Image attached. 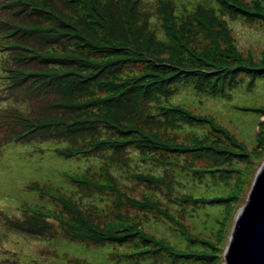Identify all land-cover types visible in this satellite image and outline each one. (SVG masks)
Here are the masks:
<instances>
[{"label":"rangeland","instance_id":"rangeland-1","mask_svg":"<svg viewBox=\"0 0 264 264\" xmlns=\"http://www.w3.org/2000/svg\"><path fill=\"white\" fill-rule=\"evenodd\" d=\"M8 1L0 0V5L8 4ZM157 1L131 0L132 7L129 8L128 17L137 33H151L154 40H157L155 43L168 44ZM171 1L173 13L177 16L175 22L190 27H195L188 20L190 12H197L200 10L198 8L205 7L214 9L228 26L237 50L236 61L244 62L233 83L227 87L228 90L225 88V91L217 89L216 93L199 92L189 83L172 81L169 91L159 98L164 103L181 106L203 120L208 116L213 119L218 125L217 131L208 122L194 119L178 120L173 128L164 130L167 132L166 136L174 139V142L185 144L190 150L203 148L206 152L183 153L178 160L177 156H170L167 161L153 160L154 158H145L147 154L144 149L131 144L123 148H109L103 152L99 150L98 154L79 158L73 155L75 158L64 159L55 154L54 149L59 146L66 149L89 144L94 136L104 132L95 127L88 128L87 131L63 132L62 136L38 132L29 137L21 136L15 142L16 134L23 132L25 128L17 125V121H22V117L37 116L40 119L42 113H49L48 103L51 100L68 98L75 91L61 89L59 93L46 92L45 97H39L28 93L24 85L5 88L8 79L1 65H5L3 62L8 60L10 54L0 51V264H210L207 260L192 258L171 259L166 253L129 256L116 252L133 248L136 240L125 243L108 239L104 243H94L77 238L67 228L68 222L74 217L75 202L91 224L100 229L108 220L128 217L140 223L142 229L152 237L160 240L164 238L176 249L188 252L191 246L187 243V234L180 237L172 229V226L182 224L189 233H195L205 240L210 239L213 243L219 241L220 250L216 254L218 258L213 264H224L223 252L229 245L237 213L245 205L257 173L264 163V68L259 67L260 59L264 60V15L253 13L255 10L264 12V0H261L262 4L257 3V0ZM109 2L114 3L109 9L111 20H114L120 13L118 7L121 0ZM53 6L57 9L66 7L64 0H53ZM32 8L33 5L29 2L13 19L30 25L40 23L38 16L28 13ZM235 8L239 12H234ZM11 12L8 8L0 9V17L11 18ZM66 13L70 19L78 16L76 10H66ZM119 18L121 17H117ZM2 22L4 21L0 20V36L4 28ZM189 36L198 42L202 40L196 32H191ZM33 38L35 40L25 38L24 42L38 51L58 53L63 46L71 48L70 44L55 36H50L47 43L43 37ZM253 65L257 67L253 69ZM46 66L45 62H34L36 68ZM125 66V69L134 71L147 70V65L141 63H126ZM250 75L254 79L247 85ZM155 106L156 104L151 105L152 111ZM138 110L142 111L141 108ZM122 122L135 123L141 129L147 128L154 133L160 131L159 128H165L163 119L147 118L142 113L128 115ZM259 132L262 140H259ZM215 148L221 154L214 155L212 150ZM225 151L232 152L233 155L228 157ZM100 166H105L112 172L120 189L117 193L86 190L76 184H68L58 174L63 168L103 180ZM214 167H217V171L212 170ZM204 169L212 171L204 172ZM143 171L164 176L166 185L156 183L155 180L150 182L144 178L135 179V175ZM31 183L47 185L46 189L50 188V183L56 185L55 188L59 187L55 190L58 197H40L31 190ZM186 195L226 197L227 200L202 205L186 199ZM64 196H72L75 201L62 204ZM144 196L160 200V209H142L137 202ZM25 204H37L45 209L41 217H38L41 227L37 232L25 229L33 214L21 210V206ZM49 211L50 217H46ZM140 242L144 243L142 240ZM204 251L208 252V249Z\"/></svg>","mask_w":264,"mask_h":264},{"label":"trees","instance_id":"trees-1","mask_svg":"<svg viewBox=\"0 0 264 264\" xmlns=\"http://www.w3.org/2000/svg\"><path fill=\"white\" fill-rule=\"evenodd\" d=\"M30 1L33 8L28 13L38 16L41 22L33 25L16 22L13 17L22 11L20 10L15 15H11V23L2 30V33L5 34L8 30L17 29L13 32L12 39L15 48L18 47V39L15 36L17 34H23L20 37L24 39L35 40L33 37H43L46 39V43L50 40V36H55L66 44H70L71 48L63 46L58 53L50 50L38 51L34 46L26 45L27 43L23 39L22 43L30 47V50H27L28 48L24 50V56L26 55L29 61L20 60L18 65L8 61L3 63L12 66L9 75L15 78L14 83L26 86L27 92L32 95L45 97L46 92L56 91L59 93L61 89L64 91L73 89L75 93L68 98H56L48 103L49 113L40 115V118H43V115L47 117L49 125L46 131L31 129L35 122L39 121L37 116L25 117L24 121H17V125L25 126L24 129H30L29 134L25 137L38 132L57 135H61L63 132L70 133L71 129H66L67 125L64 126L59 119L65 118L68 114V106H72V108H77L72 111L77 119L84 124L86 131L92 127L104 131L94 136L89 144L85 143L81 150L67 148L68 152L76 155L93 154V152H89V149L96 142L97 147L94 153L97 154L99 150L103 152L109 148H123L134 144L138 149H144V153L147 154L145 158L164 159L165 161L169 160L170 156H177L178 160L180 154L205 151L203 148H191L193 150H190L187 145L174 142V139L166 136L167 132L164 130L173 128L178 120L194 119L204 123L208 122L217 131L218 125L213 119L208 116L203 120L199 115H194L181 106L164 103L159 98L163 93L169 91L172 81L189 83L197 91L208 93H216L217 89L222 91L233 83L236 74L244 66V62L236 61L237 50L224 20L217 17L213 11L207 10L210 15H205L202 19L196 15L188 17L190 23H193L195 27L180 25L175 22L177 16L173 13L172 1L158 0L159 10L163 12V33L168 41V44H163L155 43L157 40H154L151 33L141 35L133 30L128 17L129 8L132 7L131 0L129 2L121 0L118 7L120 13L117 15L121 18L117 19L116 17L114 20H111L109 12L114 3L109 0H64L66 7L63 9L55 8L53 0ZM8 3L13 2L9 0ZM257 3L262 4L261 0H257ZM5 7H10V5L7 3L0 5V9ZM240 8L243 9V7ZM66 10H76L78 16L70 19L67 17ZM233 11L239 12L236 8ZM253 13L264 15V12L259 10H255ZM191 32H196L204 42H198L190 37ZM39 52H50L53 56H44ZM35 61L45 62L48 66L36 68L34 67ZM126 63H141L147 65V70L142 72L125 69ZM251 67L255 69L257 66ZM259 67L260 69L264 68L263 58L260 59ZM52 71H56L58 74L54 75ZM253 79L254 77L250 75L247 81L252 82ZM211 97L214 96L211 95ZM152 104H156L154 111L151 109ZM139 108L142 111H139ZM140 113L147 118L163 119L165 128H159L160 131L154 133L147 128L141 129V126L135 123L122 122L126 116L140 115ZM262 139L263 137L260 135L259 140ZM212 153L214 155L221 154L218 148L212 150ZM225 154L228 157L233 155L232 152L227 151ZM102 167L100 166L99 169ZM106 169L108 168L106 167ZM212 170L217 171V167ZM212 170L204 169L203 171L211 172ZM142 178L166 185L164 176L160 174L143 171L140 173V177L135 179ZM111 180L117 185L115 191H119L117 180L112 178ZM81 187L90 190L85 186V183ZM204 196L195 198L192 195H186L185 198L200 202L202 205L220 203L218 197ZM223 200L221 199V201ZM137 204L142 209L150 210H159L160 204L162 205L160 200L154 197L142 198ZM67 228L71 230L73 236L94 243H104L108 239L120 240L119 242L124 241L125 243L136 240L134 245L140 246L138 240H143L144 246L154 245L153 251L145 249L141 255L166 253L174 259L189 260L192 258L207 260L208 263L213 264L218 258L216 254L220 250L219 241L213 243L210 239L205 240L199 236L197 239L191 237L189 238L192 239L189 244L191 249L184 252V257H182L180 250L173 248L169 243L153 238L143 229L139 230L128 217L122 216L118 219L108 220L102 229L98 228L81 213L76 202L73 221L68 223ZM62 231L67 234L63 229ZM197 240L201 241L202 246H206L208 252L204 251V247L200 249L196 244H193V241ZM116 252L121 254L122 251Z\"/></svg>","mask_w":264,"mask_h":264},{"label":"water","instance_id":"water-1","mask_svg":"<svg viewBox=\"0 0 264 264\" xmlns=\"http://www.w3.org/2000/svg\"><path fill=\"white\" fill-rule=\"evenodd\" d=\"M225 264H264V163L237 213Z\"/></svg>","mask_w":264,"mask_h":264}]
</instances>
